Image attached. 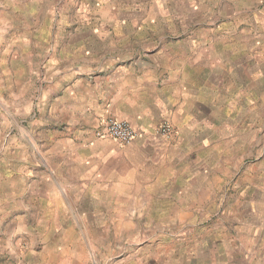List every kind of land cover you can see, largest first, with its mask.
<instances>
[{
  "label": "crops",
  "instance_id": "1",
  "mask_svg": "<svg viewBox=\"0 0 264 264\" xmlns=\"http://www.w3.org/2000/svg\"><path fill=\"white\" fill-rule=\"evenodd\" d=\"M263 107L264 0H0V264H99L106 227L245 242Z\"/></svg>",
  "mask_w": 264,
  "mask_h": 264
},
{
  "label": "rangeland",
  "instance_id": "2",
  "mask_svg": "<svg viewBox=\"0 0 264 264\" xmlns=\"http://www.w3.org/2000/svg\"><path fill=\"white\" fill-rule=\"evenodd\" d=\"M248 73L253 74L254 68L248 67ZM249 107H255V101L250 102ZM264 109V107H263ZM250 110V108H249ZM252 122L256 119L264 121L263 115L249 114ZM251 134L255 133L254 127ZM94 137L95 131H94ZM111 139V138H108ZM112 140V139H111ZM264 143V142H263ZM123 145V144H121ZM128 145V144H126ZM255 147L248 153V170L254 172L255 166ZM264 167V160L262 163ZM234 178L230 181L233 186L237 182L236 171L233 170ZM254 232L248 234L244 242L229 243L209 240L206 243L189 241L181 243L177 239L174 228H152L151 237L149 232L144 234L134 242L128 236L127 227L105 228V241L103 245V258L98 261L99 264H264V230L256 228ZM192 230H187L191 232ZM197 231V230H196ZM258 231H261L259 234ZM193 232V231H192ZM197 233V232H195ZM203 233V231L201 232ZM194 234V233H193ZM261 234H263L261 236ZM108 237V238H107ZM199 240V239H198ZM262 240V241H261ZM190 250V252H189ZM194 250V251H193ZM97 260L93 261V264ZM90 264V263H89Z\"/></svg>",
  "mask_w": 264,
  "mask_h": 264
},
{
  "label": "built area",
  "instance_id": "3",
  "mask_svg": "<svg viewBox=\"0 0 264 264\" xmlns=\"http://www.w3.org/2000/svg\"><path fill=\"white\" fill-rule=\"evenodd\" d=\"M157 131L169 138L173 135L172 125L163 121L159 124ZM97 138H111L119 144H130L135 138V132L131 125L125 120H119L114 117L105 118L95 130Z\"/></svg>",
  "mask_w": 264,
  "mask_h": 264
}]
</instances>
